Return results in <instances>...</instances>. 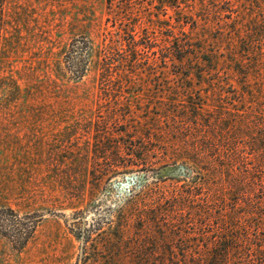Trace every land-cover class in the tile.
I'll return each mask as SVG.
<instances>
[{"label":"rangeland","instance_id":"374dc122","mask_svg":"<svg viewBox=\"0 0 264 264\" xmlns=\"http://www.w3.org/2000/svg\"><path fill=\"white\" fill-rule=\"evenodd\" d=\"M230 11L264 21L255 0H0V264H191L219 222L191 205L219 190L244 220L229 157L264 162V49H227Z\"/></svg>","mask_w":264,"mask_h":264},{"label":"trees","instance_id":"16d2710c","mask_svg":"<svg viewBox=\"0 0 264 264\" xmlns=\"http://www.w3.org/2000/svg\"><path fill=\"white\" fill-rule=\"evenodd\" d=\"M255 1L264 2V0ZM231 14L233 13L230 11L229 15ZM251 17L252 16H250V14L247 18L242 15L238 17H234L231 15L229 19H226L225 17L218 19L215 24H218L221 27L223 33L228 35V37H226L229 42L227 49H255L254 43L256 41H254V35L258 34L256 30H259L257 38H259L261 43V46L258 49H264V21L259 24L256 22V20L250 19ZM173 34L174 32L170 36H173ZM131 44L133 46L135 45V42L133 41V43ZM177 45L178 46L176 49H180L179 54L182 55L183 53H185L183 49H186L184 48L183 44L177 43ZM186 57L189 56H181L180 61H184ZM239 70L240 71L238 72L235 71L234 76L239 74V76L246 82L251 76L250 71L244 69ZM87 71V67H85L83 70L78 71V79L81 80L82 78H84ZM258 71V76L262 77L263 79L264 70L262 68H258ZM262 122V126H264V121ZM252 135L253 134L251 133H249L248 135V137H250V142L248 144L253 143V153L257 151L261 152L263 155L264 134H262L263 136L261 138L260 147L259 144L255 142V139L252 138ZM191 136H194V134H191ZM208 137L210 136L207 135L206 138ZM219 139L223 140V138ZM125 142L127 148L135 147L129 144L128 141ZM209 146L211 150L214 149L213 153H217L220 157H222V148L227 145H222L221 148L218 144L211 143L209 144ZM243 149H246V147L244 146ZM232 150V153L234 154L231 155L229 159L232 162L239 164V167L241 166L244 168L246 177V181L243 184L244 191L242 192L243 195H245L243 199L245 200L244 202L246 206L241 210V213L244 212V220L237 221L232 216L231 211L230 213H228V206L226 204L224 193L225 191H215L214 195H211V193L207 194V197H204V205L198 200L197 205H194L195 202L193 201V205L191 206H194V208L198 206V209H202V211H198L200 212L199 215L206 216L205 219L217 218L219 222L214 227H210V230L207 233L206 239L207 241H210V244L207 247L208 257L200 255L198 258L193 260L191 264H264V162H260L262 163L261 166H258L257 164H254L252 162L241 163L242 158H240L236 154L239 152L238 148L234 147V149ZM253 153L251 152L248 154L249 156H253ZM197 155L200 157H204L199 154ZM206 155H208L207 152ZM187 194L190 196L195 195L190 191H188ZM220 198L222 199L221 204L219 203ZM239 199L240 197H236L234 199V202L238 201ZM216 204L222 206V214L213 212L214 206H216ZM232 211H235V206H232ZM223 213H227V216H224ZM204 239L205 238L202 237V240ZM109 262L110 264L119 263L117 259H112ZM174 262L175 261H172V264ZM105 264L107 263L105 262Z\"/></svg>","mask_w":264,"mask_h":264}]
</instances>
